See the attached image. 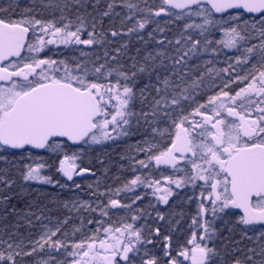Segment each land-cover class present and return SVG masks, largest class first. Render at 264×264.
<instances>
[{"label": "snow or ice", "instance_id": "6c2138e0", "mask_svg": "<svg viewBox=\"0 0 264 264\" xmlns=\"http://www.w3.org/2000/svg\"><path fill=\"white\" fill-rule=\"evenodd\" d=\"M100 2L101 0H95L93 8ZM75 3L81 7L86 6L83 0H75ZM121 3L129 11L121 19L120 28H109L107 31H97V24L102 26L104 17L121 16V13L115 11L117 0H109L106 8L99 13L100 19L97 21L96 17H92L90 25L86 24L84 16L78 14L75 30H72L73 22L63 14L60 20L67 22L61 26H57L55 21L27 17L26 14L32 11L30 8L23 9L21 17L15 20L10 17L5 19L0 15V81L11 82L9 87H0V153L9 150H23L27 153L28 159L33 162L24 166L25 170L21 173L24 182L68 187L67 183L54 181L51 175L45 174V170L53 165L43 156L33 157L32 150L62 155L56 164V171L66 181H74V177L91 170L81 168L76 163L81 158L82 149L69 154L64 150L65 143L71 142L68 147L80 143L99 144L128 136L131 118L137 115L132 108L137 95L139 94L142 102L146 101L150 95L148 89L153 88L156 96L151 97L149 111H141L139 115L147 122L150 117H169L170 112L166 109H178L179 119L172 120V125L176 128L175 140L171 147L163 150L155 144L146 148L137 145V152L150 154L147 155V162L141 159L136 163L143 168H148L153 162L155 166L168 165L184 175L175 179L166 177L167 186H162L160 180L136 175L114 191H135L136 186L142 185L153 189L151 195L156 198L157 203L168 206L170 198L180 194L177 190L189 186L195 189L197 182L202 181L201 187L207 188V195L201 191L200 196L210 201V207H205L202 200L198 211L201 214L210 212L213 219H202L199 227L203 234L199 241L193 232L188 241L193 245L191 256L188 249L178 250L177 256H173L172 237L162 235L159 226L148 227L147 230L144 225L138 227L135 222L141 220L143 215H132L131 222H119L115 225L105 226L103 220L96 221L98 227L89 238L90 242L72 244L73 251H68V245L60 239H53L60 232L59 227L55 230L47 229L38 239L29 241L32 247L27 251L24 250L23 241H13L14 234L10 233L8 240L0 239V245L6 246V250H0V264H18L17 257L33 256L43 251L46 245L50 252L64 249L68 256L73 257L71 264H89V260L96 258L104 264H134L135 257L141 252L137 245L153 244V236L160 237L164 242V256L168 257L166 264H179L180 256L191 259L193 264H216L219 257V264H226L223 255L208 243L217 236L215 220L221 219L227 223L226 218L234 219L230 231L240 226L242 239L253 241L256 245L248 247L246 252L239 247L233 248V253L244 252V255L235 257L227 264H264V0H161L157 9H146L149 13L147 18L136 20L126 31L123 28L124 22L131 21L137 11L144 10L130 0H121ZM174 9H179L180 12H175ZM8 11L0 8V13ZM61 11L63 13V9ZM162 14L191 20L183 25L175 38L164 37L156 41L161 46L165 43L179 45L180 47L175 48L174 57H168L167 52L161 48L156 55L148 53L144 64L138 66L134 63V70L131 72L107 67L106 63L94 65L91 69L77 63L70 69L64 60L39 57L46 46L53 44L94 46L112 43L108 40L109 34L111 37L137 34L138 39L143 40L144 37L139 36V33L153 22V18ZM88 15L91 16V13ZM194 17L200 18L201 22L191 19ZM156 23L157 28L147 34L149 38L154 39L153 32L165 31L158 21ZM37 26L39 35L36 34ZM190 30L195 31L196 35L191 34ZM30 32L34 36L32 41H29ZM85 33L86 38H82ZM253 39H258L259 43H251ZM126 47L127 44H123L115 52L120 53L121 48ZM225 50L236 51L240 55L235 57V65L229 63L220 72L230 75L229 69L235 72L236 66L248 65L253 58L256 62L250 65L245 74L225 82L219 92L209 96L206 103H198L188 114H184L181 103L194 99L192 93L200 87L203 75L208 73L197 77L183 88L180 84H174L169 76L161 80L157 73V84L149 82L143 88H136L138 75L147 74L151 77L156 72L154 62L157 57L160 58L161 67L164 66V59L171 60V76H178L183 80L188 73L181 75L179 66L187 67L189 60L205 53L218 56ZM23 53L26 54L22 55ZM81 55L89 56L91 53L81 51ZM107 55L105 51V57ZM111 59L116 60L117 56H112ZM232 59L228 57L229 61ZM9 68L14 70L9 71ZM212 71L213 69L208 70L209 73ZM113 73L118 77L114 83L99 82L108 80ZM90 75L96 79H89ZM14 77L17 79H13ZM237 82L244 86L234 94L226 90ZM176 89L181 90L177 92ZM238 100L241 101L239 104ZM252 112L258 113L255 118H250ZM197 116L200 117L199 120L190 119ZM229 117H236L239 123L237 120H229ZM186 123L188 127H185ZM153 131L158 129L153 128ZM112 133L116 135L113 136ZM59 138H66V141ZM189 153L190 156L187 155ZM0 160L8 162L4 155H0ZM182 160L187 161L191 171L178 167ZM3 171L0 169V172ZM0 183L10 188L15 181L5 180L0 176ZM73 186L80 188L78 183H73ZM143 198V195L138 194L132 203ZM8 199L10 197H2L0 202ZM64 206L68 207L67 204ZM73 207H76L75 203ZM80 207L97 211L88 202L82 203ZM108 207L131 209L132 204L109 199L108 204L101 209V216H108ZM10 211L14 213L17 210L12 207ZM137 212L143 214V209H137ZM26 215L36 216L38 220L42 218L31 211ZM155 219L157 224L165 221V213L157 209ZM28 223L31 224L32 221L28 220ZM63 223H67V219ZM88 223L93 221L89 219ZM167 223H171V220ZM196 223V218H193V224ZM250 232L253 235H249ZM235 243L239 245L240 241ZM129 253L133 254L132 258ZM54 260L55 257L50 255L47 260H37L36 264H52ZM140 264H158V258L150 255L148 249L144 248Z\"/></svg>", "mask_w": 264, "mask_h": 264}, {"label": "trees", "instance_id": "16d2710c", "mask_svg": "<svg viewBox=\"0 0 264 264\" xmlns=\"http://www.w3.org/2000/svg\"><path fill=\"white\" fill-rule=\"evenodd\" d=\"M94 2L95 0H83V3L86 6L81 7L79 4L75 3V0H55L49 3L45 2L46 4L35 9L32 7L31 1L25 0L24 2H20L21 4L13 2L17 5H0V8L9 10L7 13H0V15H3L5 19L10 17L15 20L21 17L23 9L25 8H30L32 11L36 10L35 12L39 11V9L40 12H43L44 9L47 8L56 10L60 13H62L61 9H63L62 14L65 15L68 20L73 22L72 29L75 30V25L77 23L76 17L78 14L84 16L86 24L90 25L93 22L92 17H96L97 21L100 19L99 13L106 8L109 0H101L100 4L96 5L95 9L93 8ZM130 2L138 5V8L144 11H137L131 21L124 22L123 28L125 31L128 27L134 24L136 20L147 18L149 13L146 9H157L160 6L161 0H130ZM65 5H67V7H65ZM115 11L121 13V16L104 17L103 25L101 26L99 23L97 24V31H107L109 28L118 29L121 27V19L129 10L123 7L121 0H117ZM89 13H91V16L88 15ZM156 21L159 22V26L164 28L165 31L163 33L153 32L154 39L149 38L147 35L148 32H152L157 28ZM186 22H191V20L176 19L174 16H166L162 14L160 17L153 18V22L149 23L146 28L139 33V36L144 37L143 40L138 39L137 34H132L131 36L122 35L119 37H111L109 34L108 40L112 41V43L105 42L102 45L94 46L81 45L77 63L83 64L89 69L93 68L94 65L98 66L99 64L106 63L107 67L119 71L131 72L134 70L132 68L134 63L138 66L144 64L145 57L148 53L156 55V52L161 48L167 52L168 57H174L176 55L175 48L180 47L179 45H167V43H165L164 46H161L157 44L156 41L163 39L164 37H167L168 39L175 38L179 35ZM190 32L194 36L196 35L195 31L190 30ZM82 38H86V33L82 35ZM251 43L258 44L259 40L253 39ZM123 44H127V47L121 48L120 53L115 52V49L120 48ZM81 51L89 52L91 55L82 56ZM105 51L108 53L107 57H105ZM238 55H240V53L236 51L225 50L224 53H221L218 56L205 53L198 58H193L189 60L187 67H184L183 65L179 66L182 70L181 75H183L184 72L188 73L183 80H180L178 76H171V60L164 59V66L161 67L160 58L157 57V60L154 62L156 72L152 73L151 77L147 74L138 75L136 88L137 90L143 88L144 85L149 82L157 84V73L160 75L161 80L165 76H169L170 80L174 84H180L181 88L189 86L194 79L208 73L207 75H203L200 87L192 93L194 99L182 101L181 103V107L184 109V114H188L198 103H206L209 96L219 92V90L223 88L225 82L237 75L245 74L250 65L256 62L255 58H253L249 61L248 65L236 66L235 72L229 69L230 75L228 73L220 72V69L228 67L229 63L235 65V57ZM65 56L66 54L61 58L65 59ZM112 56H117V59L112 60ZM228 57H232L233 59L229 61ZM208 61H211V63H207ZM149 63L152 62L149 61ZM257 67H259L258 64ZM209 69H213V71L209 73ZM116 79H118V77L113 73V76L108 80H100L99 82L103 83L108 81L114 83ZM242 86L244 85L237 82L231 84L229 89L226 90L234 94V92L238 91ZM180 90L181 89H176L177 92ZM189 91L192 90L189 89ZM148 93H150V95H148L146 101L142 102L138 94L132 105V108L137 115L131 118L130 134L128 136H125L118 141L95 146L89 150L88 153L81 154V162H84L85 165L95 174V177L92 179L94 189L104 188L106 183H112V181L117 180L119 177V171L125 169L122 164L129 161H135L137 154L139 156H147L150 154L137 152V145L146 148L150 144H155L160 150H162L161 147H163L166 142L173 139L176 128L172 125V120L179 119V110L166 109V111L170 112L169 117H164L162 115L157 118L150 117L146 122L139 113L141 111H149L151 97L156 96V92L153 88L148 89ZM153 120H155V123H153ZM153 128L158 129V131L154 132ZM153 151L155 152L156 149L154 148ZM0 155L6 156L8 160L7 163L0 160V169L4 170L3 172H0V176L5 180L15 181L10 188L6 187L4 183H0V198L5 196L10 197L6 202H0V239L8 240L9 234L13 233L12 240L15 242L23 241L24 250L27 251L32 247L29 241L38 239L47 229L55 230L59 227L60 232L56 237H53V239H60L68 245V251H71L70 246L74 243V216L72 215L71 210L74 203V192L72 188H70L71 184L69 181H66V178L62 177V175L56 171V164L62 155H56L55 159H46L49 164H51L50 162L52 161L53 165L51 168L46 169V173L47 175H51L54 181L59 180L60 183H67L68 187L65 188H61L59 185H37L30 182H24L21 175L25 170L24 166L33 162L28 159V155L24 151H8L0 153ZM32 155L33 157L40 156ZM65 204H67L68 207H65ZM12 207H15L17 211L14 213L11 212L10 209ZM29 211L36 213V215H39L42 218L38 220L36 219V216L26 215ZM82 212L85 214L87 213L84 210ZM65 219H67V223H63ZM28 220H31L32 223L29 224ZM89 233L91 234L90 231ZM0 250H6V246L0 245ZM50 255L55 257L52 264H56V262H64V260L69 257L64 249H61L58 252H50L46 245L43 251L38 252L33 256L23 258L17 257V261L18 264H36L37 260H47ZM60 259L62 261H60Z\"/></svg>", "mask_w": 264, "mask_h": 264}, {"label": "flooded vegetation", "instance_id": "af4514ba", "mask_svg": "<svg viewBox=\"0 0 264 264\" xmlns=\"http://www.w3.org/2000/svg\"><path fill=\"white\" fill-rule=\"evenodd\" d=\"M25 0H0V5L2 6H8L10 4L17 5L16 3L21 4L20 2H24ZM30 1V0H26ZM16 2V3H13ZM50 2V1H49ZM48 2V3H49ZM32 7L37 9L41 5H43L40 2H31ZM36 11V10H35ZM31 11L27 13V17L35 16L37 19L41 20H53L57 22V25H62L63 23H66L67 21H61L60 17L62 13L53 10V9H47L45 8L43 12H35ZM33 34L30 32L29 35V41L33 40ZM75 50H68L67 53L76 54L74 52ZM53 53L52 49H47L46 53L44 55L50 56ZM25 54V53H24ZM23 54V55H24ZM55 55L51 56H56ZM59 55V54H58ZM57 55V56H58ZM14 69L9 68V71H13ZM39 71V70H38ZM17 79V78H13ZM31 79V77H30ZM10 84H0V87H9ZM200 117L197 116L195 120H199ZM185 127H188V124H185ZM226 130V129H225ZM183 135V133H182ZM175 140V135L173 139H171L169 142H166L161 149L171 147L173 141ZM66 141V140H61ZM69 142H66L64 145V150L67 151L69 154L72 152H77L82 149V153H88L89 150L93 148V145H85L81 144L79 146H73L68 147ZM14 152V151H13ZM48 151H44L42 153L37 152L35 150H32V154L34 155H40L43 156ZM81 153V154H82ZM49 159H55L56 155L60 154H53L50 153ZM179 155V153H176ZM190 156V155H189ZM60 157L59 159H61ZM81 159V158H80ZM78 159L76 163L81 168H88L84 162H81L82 160ZM145 160L147 162V156H139L137 154L135 161H129L126 163H123L122 166L125 167L124 170L119 171V177L117 180L109 182L108 184L104 185V188L94 189V185L92 182V179L95 177V174H92L93 172H86L81 176L74 177V181H69L71 184L70 188H72L74 192V203L76 207L72 206V215L74 216V243H79L81 241L84 242H90L89 238L93 235V233L96 231L98 225L96 221L103 220L105 226L112 224L115 225L119 222H131L130 217L132 215H143V218L141 220L136 221V225L139 227L141 225L145 226V230H147L148 227H161V233L170 235L172 237L171 240V251L173 256H177V251L181 249H188L189 250V256L192 255L191 249L193 248V245L190 244L188 241L191 239V236L193 232H195L197 236V240L199 241V237L203 234L202 229H200L199 224L203 220H212L213 217L211 216V213H204L201 214L198 211V205L203 200V203L205 204V207H210V201H207L206 199H203L200 196V192L204 191L205 195H207V188L201 187L203 185L202 181L197 182V187L194 189L191 186L182 188L177 190L180 194L178 196H173L170 198L169 205L164 206L162 204L157 203L156 198L151 195L153 189L151 188H145L142 185H138L135 188V191H121L120 193H116L114 190L117 188H121L125 183L130 181L132 178H134L136 175H140L142 178L147 176L149 179L153 180H160L162 186H167L168 181L166 180V177H173L180 178L184 175L183 172H177L175 169L171 168V166L168 165H159L155 166L154 162L150 163L148 168H143L140 165L136 163L137 160ZM52 164V161L50 162ZM55 163V162H54ZM58 163V162H57ZM180 168H187V170L191 171V166L187 165L186 160H182L180 165H178ZM73 183L80 184V188H75L73 186ZM107 186V187H106ZM95 193V195L93 194ZM143 195L142 200L136 201V203H132L133 199L136 195ZM109 199H118L122 204H132L131 209H125L121 207H108L106 210L108 211V216L104 217L101 216V209L105 207V205L108 204ZM84 202H88L92 205V208H96L97 211L93 212L89 209H85L80 207V205ZM154 206V207H153ZM137 209H143V214L137 212ZM160 210L161 212L165 213V221H160L157 224V221L155 219V212L156 210ZM86 211L87 213H83L82 211ZM239 211V210H237ZM193 218H196L197 223L193 224ZM89 219L93 221V223H88ZM227 223L225 220L217 219L215 220V227L218 229L217 236L214 240L209 242V246H217L218 251L223 255L224 260L227 264V262H230L235 257H242L244 255V252H232V249L235 247H239L244 249L246 252L248 247H255L256 245L253 243V241H250L248 239H242L240 235V226H237L236 230L230 231L232 228V225L234 223V219L232 218H226ZM168 220H171V223H167ZM91 232V234L89 233ZM249 235H253V233H249ZM240 241V244L237 245L235 242ZM72 243V244H74ZM72 246V245H71ZM70 246L71 251H73L72 247ZM137 247H140L144 250V248L149 247V254L154 255L158 258V264H166V261L168 257L164 256V242L160 237L153 236V244H148L144 246L137 245ZM130 254V253H129ZM143 256V255H142ZM73 257H67L66 260H64L63 264H71V260ZM86 260H89V258H85ZM119 259V257L117 258ZM258 259V257H257ZM60 261H62L60 259ZM179 264H193V261L191 259H186L183 256L178 257ZM89 264H104L103 261H101L99 258H96L94 260H89ZM138 264H140V260L138 261ZM219 264V257H217V263Z\"/></svg>", "mask_w": 264, "mask_h": 264}, {"label": "rangeland", "instance_id": "374dc122", "mask_svg": "<svg viewBox=\"0 0 264 264\" xmlns=\"http://www.w3.org/2000/svg\"><path fill=\"white\" fill-rule=\"evenodd\" d=\"M31 2H40V3H44V4H46L45 2H53V1H55V0H30ZM57 1H59V0H57ZM37 12H39V11H37ZM191 19H195V21L197 22V23H199V22H201V19L200 18H191ZM184 20H187V21H189V18H185ZM44 21H53V20H44ZM57 26H61V25H57ZM73 30V29H72ZM37 35H39L40 33H39V30H38V26H37V33H36ZM218 35H219V33H218ZM47 38V37H46ZM33 39H34V37H33ZM47 49H52V51H53V53L51 54V55H55L56 53H60V54H66V56H65V59H62V58H55V56H48V55H44L45 53H46V50ZM70 49H72V50H75V51H77L78 53H79V51H80V49H81V45H73V44H69V45H64V44H53V45H48V46H46L45 47V49L41 52V53H39V57L40 58H51V59H55V60H57V61H60V60H64V61H66V63L68 64V66H69V68L70 69H72V68H74V66L76 65V63H77V58L79 57V55L78 54H70V53H66L68 50H70ZM26 54V53H25ZM57 54V55H58ZM56 55V56H57ZM62 70H63V67L61 66V73L60 74H62ZM89 79H92V80H95L96 78H95V76H92V75H90L89 76ZM106 82H108V81H106ZM106 82H103V83H106ZM241 99H245V98H241ZM241 101H237V103L239 104ZM240 109H238V111H239ZM257 114L258 113H256V112H252L251 113V117L250 118H255L256 116H257ZM190 119H196L195 117H190ZM229 120H237V123H239V121H238V119L236 118V117H229L228 118ZM113 134V136H115L116 135V133H112ZM125 137V136H124ZM124 137H121V138H119V139H122V138H124ZM119 139H116V140H108V141H104L103 143H99V144H92V143H90V144H88V145H93V146H100V145H104V144H106V143H109V142H113V141H118ZM50 152H47V154H49ZM47 158V156L45 157V159ZM45 174L47 175V173H46V170H45ZM30 183H34V184H43V183H38V182H31L30 181ZM211 242V241H210ZM209 243V242H208ZM147 249L149 250V247H147ZM143 252H144V250L141 248V252H140V255H138V256H136L135 257V260H134V264H138V261L140 260V257L143 255ZM129 256H130V258H132V256H133V254L132 253H130L129 254Z\"/></svg>", "mask_w": 264, "mask_h": 264}, {"label": "water", "instance_id": "95a60500", "mask_svg": "<svg viewBox=\"0 0 264 264\" xmlns=\"http://www.w3.org/2000/svg\"><path fill=\"white\" fill-rule=\"evenodd\" d=\"M174 11H176V12H180V10L179 9H174ZM13 59H15V58H13ZM7 63V61L5 62V64ZM1 83H4V84H10L11 82H6V81H0V84ZM66 140V138H59V140ZM69 143H71V142H69ZM178 143V146H179V142H177ZM81 144V143H80ZM75 146H77V145H79V144H74ZM35 151H38V152H42L43 150H35ZM187 155H191L190 153L189 154H187Z\"/></svg>", "mask_w": 264, "mask_h": 264}]
</instances>
